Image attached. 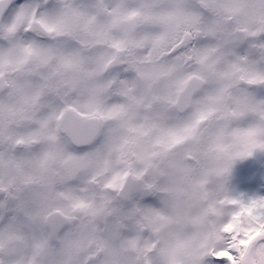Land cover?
Listing matches in <instances>:
<instances>
[{
	"label": "snow or ice",
	"instance_id": "1",
	"mask_svg": "<svg viewBox=\"0 0 264 264\" xmlns=\"http://www.w3.org/2000/svg\"><path fill=\"white\" fill-rule=\"evenodd\" d=\"M201 136L225 177L264 153V0H0V264H46L69 208L115 188L146 138ZM52 176L57 202L42 204L27 186ZM231 203L244 242L264 244V197ZM234 239L203 264H245Z\"/></svg>",
	"mask_w": 264,
	"mask_h": 264
},
{
	"label": "flooded vegetation",
	"instance_id": "2",
	"mask_svg": "<svg viewBox=\"0 0 264 264\" xmlns=\"http://www.w3.org/2000/svg\"><path fill=\"white\" fill-rule=\"evenodd\" d=\"M189 143L190 139H187L178 144L184 150L189 148ZM155 144L159 146L157 148L167 150L159 153L168 156L166 165L158 171L150 169L148 174L143 175L140 155L120 157L118 164L124 176L119 184L115 188H101L95 184L89 186L90 192L86 194L87 206L69 208L72 216L70 221H66L69 231L57 250L46 255V264H142V261L146 260L142 250L145 254L149 252L150 264H199L206 255L207 247L214 251L220 246L221 235L225 229L236 237L233 240L236 250V204L231 203L236 200L234 168L232 167L225 177V161L219 159L213 181L209 179L206 182L202 169H189L184 165V159L188 155L180 154L177 143L168 147ZM215 149L216 155H226L217 145ZM128 175L142 180L141 185L150 188L152 196L156 198L157 204L151 205L153 209L149 217L137 219L138 217L132 216L133 209H139L143 205L138 196L131 198V205H122L116 200L117 193ZM27 187L29 190L43 193L42 204L57 202L58 185L54 176L46 185L29 184ZM212 187L215 191L214 205L210 200ZM206 196L209 200H204L203 203L210 202L211 205L210 215L207 216L209 221L205 224L195 219V223L191 222L189 226L192 232H184L186 227L181 229L182 232L172 228L171 219L159 215V207H167L168 200L170 203L186 201V206H194ZM147 225L150 229L149 236L143 240L145 233L141 234L140 230L146 229ZM161 233L165 234L163 239H160ZM170 233L173 234L172 241ZM165 237L167 242H164ZM178 249L181 254H186L182 260L169 256L168 261L164 260V254Z\"/></svg>",
	"mask_w": 264,
	"mask_h": 264
},
{
	"label": "rangeland",
	"instance_id": "3",
	"mask_svg": "<svg viewBox=\"0 0 264 264\" xmlns=\"http://www.w3.org/2000/svg\"><path fill=\"white\" fill-rule=\"evenodd\" d=\"M194 143H195V140L194 141L192 140L190 142V144L188 145V146H190L189 153H192L193 152V144ZM200 151L201 152L198 155H204L205 154V152H204L205 151V148L203 146L200 148ZM259 156L264 161V155H259ZM211 157H212V155H211ZM207 160H208V162H210L211 168H213L212 167L213 166V162H216L217 161L216 158H213L212 159V158H207L206 157V161ZM206 167H208V166H206ZM232 167H234V165ZM249 170H250L249 167L245 166L244 164H239L237 166V168H236L237 176H236V183H235V185H236V189H237V194H238L240 200L242 199L244 201L251 200V199L257 198V197H264V195L257 194V192H256V190L254 188H253V191H251L252 189L249 190L250 188L247 189V187L245 186L246 179H247L246 175H247V173H248ZM212 172L213 171H211V172L205 171V173L206 174H209V175ZM259 175L260 176H263L264 175L263 170H260L259 171ZM244 181H245V183H244ZM256 194L258 196H256ZM210 195H211L210 200H212L211 204L214 205V202H215V191L211 190V194ZM166 203H167V208H165L164 211H162V213H159V215H162V216H165L166 218L171 219L172 224H173V227L172 228L178 230L179 229L178 228L179 225L182 224V223H184L186 218H193V216H192L194 214V213H192L193 212V209L191 207H189V208L186 207V204H187L186 201H184V202H172V203H170L169 200H168ZM145 210H146V212H149L150 207L147 206L145 208ZM194 215H197V214L195 213ZM160 235H161V238L160 239H163V237H164L165 234H162L161 233ZM172 237H173V234L170 233V240L171 241H172ZM164 242H167L166 237L164 238ZM165 244H167V243H165ZM163 250L166 251L167 249L163 248ZM189 251H188V253H189ZM259 252H262V251L260 250ZM185 255H186L185 253H182L181 254V252L178 249L175 252L168 251V254L167 255L164 254L163 257H164V260H166V261H168V256L169 257H174V258H179L180 260H182V258ZM259 255H260L261 259L263 260L264 259L263 254L260 253ZM146 261L149 264V261L148 260H146Z\"/></svg>",
	"mask_w": 264,
	"mask_h": 264
},
{
	"label": "trees",
	"instance_id": "4",
	"mask_svg": "<svg viewBox=\"0 0 264 264\" xmlns=\"http://www.w3.org/2000/svg\"><path fill=\"white\" fill-rule=\"evenodd\" d=\"M244 220H247V221H250L249 219H248V217H246V218H243ZM237 235H238V239H237V250L240 252V251H242L243 250V243H242V235L241 234H239V220H238V224H237ZM260 248H261V251H262V253L264 254V247L262 246H260L259 247V249H257L258 251L256 252L257 254L259 253V251H260ZM256 254V256H257V262H258V264H264V259L262 260L261 259V257L260 256H258Z\"/></svg>",
	"mask_w": 264,
	"mask_h": 264
},
{
	"label": "water",
	"instance_id": "5",
	"mask_svg": "<svg viewBox=\"0 0 264 264\" xmlns=\"http://www.w3.org/2000/svg\"><path fill=\"white\" fill-rule=\"evenodd\" d=\"M259 235L253 237L245 248V251H244L243 256H242V259L245 261V264H248V260L251 256V252H252L253 248L255 247L254 245H255L256 237H258Z\"/></svg>",
	"mask_w": 264,
	"mask_h": 264
},
{
	"label": "bare ground",
	"instance_id": "6",
	"mask_svg": "<svg viewBox=\"0 0 264 264\" xmlns=\"http://www.w3.org/2000/svg\"><path fill=\"white\" fill-rule=\"evenodd\" d=\"M249 264H254V262L253 261H250V263Z\"/></svg>",
	"mask_w": 264,
	"mask_h": 264
}]
</instances>
